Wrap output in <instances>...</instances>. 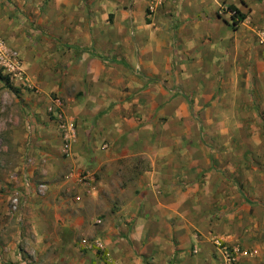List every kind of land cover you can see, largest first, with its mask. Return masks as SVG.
Here are the masks:
<instances>
[{
	"label": "rangeland",
	"instance_id": "obj_1",
	"mask_svg": "<svg viewBox=\"0 0 264 264\" xmlns=\"http://www.w3.org/2000/svg\"><path fill=\"white\" fill-rule=\"evenodd\" d=\"M150 4L151 0L144 12L148 18L160 2L152 13ZM226 13L218 6L214 15L223 20ZM27 20L21 34L28 42L20 48L10 46L21 57L25 86L10 80L8 85L0 78V264H116L108 240L137 249L142 263L150 264L146 254L119 233L136 226L135 219L122 218L117 195L126 187L104 188L103 175L78 166L73 151L77 138L70 156H65L62 122L48 113L59 99L63 122L73 125L77 137L78 123L67 106L73 109L82 101L77 94L82 89L78 52L68 44L48 41L57 32L48 24L40 29L32 18ZM246 26V33L235 34L231 26L221 24L217 37L185 41L182 51L174 41L167 77L145 79L146 90L136 86L135 97L144 106L134 104L129 135L143 137L151 152L156 137L186 134L187 144H180L179 153L192 161L196 145L198 159L205 161V166L198 165L196 177L191 175L196 168L185 166L183 173L191 176L182 180V191L192 194L178 205L176 216L165 218L156 206H139L137 215L147 224L141 245L147 244L144 232L164 235L159 248L166 262V246L185 244L184 254L179 250L168 264H264V51L256 38L264 24ZM23 50L30 55L25 58ZM172 100L180 104L178 116L170 120L161 108ZM191 135L196 142L190 141ZM128 164L127 171L115 172L117 177L152 172L146 158L134 156ZM151 186L158 195L161 185ZM238 186L253 205L242 202ZM111 231L119 234L112 236ZM178 233L184 237L181 244Z\"/></svg>",
	"mask_w": 264,
	"mask_h": 264
},
{
	"label": "crops",
	"instance_id": "obj_2",
	"mask_svg": "<svg viewBox=\"0 0 264 264\" xmlns=\"http://www.w3.org/2000/svg\"><path fill=\"white\" fill-rule=\"evenodd\" d=\"M149 1L0 0V37L9 46L20 48V45L28 42L21 30L27 28L28 24L24 23H28L30 17L36 27L40 26L41 29L42 24H48L49 28L57 31L47 39L53 45L68 44L75 48V53L78 52L76 56L82 60V89H77V94L82 96V101L73 109L71 104L67 106L68 114L78 123L77 140L73 147L78 166L103 175L100 184L104 188L126 187L124 189L127 190L119 188L117 195L122 206L121 214L124 213L122 218L126 222L135 219L136 226L132 232L127 233L123 227L119 233L137 246L140 254H146L150 264H168L170 257L179 250L180 255L184 254L185 244H181L184 237L178 233V242L181 244L178 248L166 246L169 259L166 257L165 262L164 253L159 248L164 235L144 232L145 237H148L147 244L141 245L144 237L142 230L147 224L144 219L141 222L137 215L139 206H156L165 218L176 216L178 205L191 193L182 191V180L186 182L189 176L200 174L198 165L202 163L205 166V161L200 162L198 159L196 145H192L193 153L196 154L192 161L191 157L185 159L179 153L177 149L180 144H187L186 134L166 135L160 139L156 137L151 152L143 137L129 135L133 126L134 104L137 103L138 108L144 106L143 102L140 106L139 99L135 97L136 86L146 90L149 85L145 79L167 77L171 70L170 47L174 41L182 51L185 41L203 39L209 42L208 37L210 34L215 35L221 24L230 29L228 13L223 16V20L214 15L218 6H233L246 16L237 30L232 32L241 34L246 33L244 28L248 22L254 28L264 24V0H151L155 6L156 2L160 4L148 18L144 12ZM40 39L45 40V37ZM221 41L219 39L218 42ZM78 46L80 48L77 49ZM29 55V50H23L25 58ZM136 81L139 85H136ZM207 87L210 89L211 86ZM178 104L170 101L161 108L162 114L168 115L170 120L175 119L178 116ZM188 104L192 109L191 104ZM189 138L196 142L192 135ZM134 156L146 158L152 172L144 170L130 178L117 177L115 172L118 174V169L119 173L127 171L130 167L128 162ZM185 166L196 168L195 174L193 171L191 175L183 173ZM113 174L115 178H112ZM154 182L161 185L158 195L150 191L151 183ZM238 190L242 202L253 205L254 201L242 191L241 186H238ZM224 195L222 191L217 196L221 202ZM212 200L213 206L216 199ZM111 232H115L112 236L118 233ZM187 240L190 243L191 239ZM107 244L116 264H143V258L136 256L137 249L125 247L122 242L114 246L108 240Z\"/></svg>",
	"mask_w": 264,
	"mask_h": 264
},
{
	"label": "built area",
	"instance_id": "obj_3",
	"mask_svg": "<svg viewBox=\"0 0 264 264\" xmlns=\"http://www.w3.org/2000/svg\"><path fill=\"white\" fill-rule=\"evenodd\" d=\"M153 1L148 6L149 12L154 11ZM226 12L231 15L232 13L227 10V7H224ZM256 38L258 44L261 46V49L264 51V30H260L256 33ZM0 72L3 76H6L10 81L17 82L25 86L27 81L24 77V71L22 69L21 57L18 52L11 48L3 38L0 37ZM48 113L54 118L59 120L61 123V142H62V152L65 156H70L72 145L76 140V132L73 128V125L63 122V107L59 99H56L52 102V105L48 107ZM63 117V119H62ZM17 199L13 200V210H16ZM99 245V244H97ZM229 257V254H226Z\"/></svg>",
	"mask_w": 264,
	"mask_h": 264
},
{
	"label": "trees",
	"instance_id": "obj_4",
	"mask_svg": "<svg viewBox=\"0 0 264 264\" xmlns=\"http://www.w3.org/2000/svg\"><path fill=\"white\" fill-rule=\"evenodd\" d=\"M227 10L229 11V12H231L232 14L230 15V26L235 30L236 28H237V26L239 25V24H241L244 20H245V18H246V16L243 14V13H241L240 11H238L235 7H233V6H229V7H227ZM0 78L1 79H3L4 81H5V83L6 84H8L9 82H8V78L6 77V76H3V75H1V72H0ZM9 85V84H8ZM247 199H245V197H244V201H246ZM96 254L98 255L99 253H98V251L96 252Z\"/></svg>",
	"mask_w": 264,
	"mask_h": 264
}]
</instances>
